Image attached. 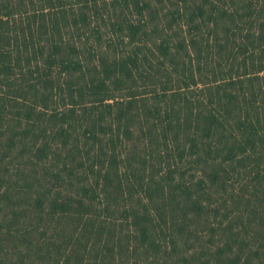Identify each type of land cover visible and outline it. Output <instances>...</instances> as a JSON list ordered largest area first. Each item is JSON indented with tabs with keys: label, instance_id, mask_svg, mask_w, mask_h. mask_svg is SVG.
Segmentation results:
<instances>
[{
	"label": "trees",
	"instance_id": "1",
	"mask_svg": "<svg viewBox=\"0 0 264 264\" xmlns=\"http://www.w3.org/2000/svg\"><path fill=\"white\" fill-rule=\"evenodd\" d=\"M0 264H264V0H0Z\"/></svg>",
	"mask_w": 264,
	"mask_h": 264
}]
</instances>
